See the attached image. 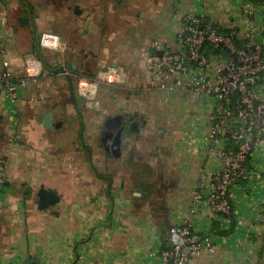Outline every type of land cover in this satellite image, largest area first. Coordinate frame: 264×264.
Wrapping results in <instances>:
<instances>
[{
    "label": "crops",
    "instance_id": "crops-1",
    "mask_svg": "<svg viewBox=\"0 0 264 264\" xmlns=\"http://www.w3.org/2000/svg\"><path fill=\"white\" fill-rule=\"evenodd\" d=\"M194 0H0L6 58L15 77L28 58L44 77L30 79L14 103L0 97V156H7V188L0 194L2 264H158L156 254L173 227L189 215L199 168H214L204 136L209 107L191 115L186 91L148 87L146 56L155 38L171 40ZM26 18L21 24L18 18ZM43 32L63 49H41ZM125 70L121 84L100 83L97 108L79 94L78 75L107 66ZM2 70L0 61V72ZM73 77V78H71ZM51 112L54 129L43 125ZM136 122L106 126L114 116ZM248 180L232 187V217L200 206L195 227L218 240L188 264H264V137L247 164ZM40 186L59 201L38 207Z\"/></svg>",
    "mask_w": 264,
    "mask_h": 264
},
{
    "label": "built area",
    "instance_id": "built-area-1",
    "mask_svg": "<svg viewBox=\"0 0 264 264\" xmlns=\"http://www.w3.org/2000/svg\"><path fill=\"white\" fill-rule=\"evenodd\" d=\"M194 2L193 10L181 16L174 38L151 40L146 56L148 87L163 93L186 91L190 99L209 107L204 149L206 158L215 159L217 165L199 168L189 215L164 239L156 254L158 264H188L202 252L218 249L216 237L198 230L193 218L200 206H207L228 230L232 187L250 178L246 164L264 137V0H229L227 14L218 0ZM5 22L0 15V97L10 104L30 79L47 72L37 59L28 58L23 75L12 74L2 31ZM38 43L41 49H63L60 36L53 32L41 33ZM124 78L125 70L111 65L92 78L79 74L77 88L86 103L97 108L98 84H121ZM10 149L0 156V194L7 188ZM257 222L264 225V208Z\"/></svg>",
    "mask_w": 264,
    "mask_h": 264
},
{
    "label": "water",
    "instance_id": "water-1",
    "mask_svg": "<svg viewBox=\"0 0 264 264\" xmlns=\"http://www.w3.org/2000/svg\"><path fill=\"white\" fill-rule=\"evenodd\" d=\"M262 1V0H257ZM18 21L23 24L26 22V18L20 16L18 18ZM106 126H110L112 128H116L121 124V127L116 131L114 134V140H116V144L119 143L122 133L126 129V126L128 125L129 129H133V126H135L136 122L133 121V118L130 116L128 119H124L122 116H114L109 119L106 122ZM43 125L47 128L54 129L55 126H58L53 122V117L51 112H47L44 116ZM37 197H38V207L39 209L46 210L49 208V206L55 205L59 201V197L55 190L47 189L44 186H40L39 190L37 191Z\"/></svg>",
    "mask_w": 264,
    "mask_h": 264
},
{
    "label": "rangeland",
    "instance_id": "rangeland-1",
    "mask_svg": "<svg viewBox=\"0 0 264 264\" xmlns=\"http://www.w3.org/2000/svg\"><path fill=\"white\" fill-rule=\"evenodd\" d=\"M213 1V0H212ZM229 0H218V5L220 7V9L222 11H224L226 14H227V10L231 9L230 7L226 6V3L228 2ZM178 31V30H177ZM177 33V32H176ZM174 38V37H173ZM187 101L186 102V105H188L189 109H190V112H191V115H196V113H198V109L196 106H194L196 103L199 104V99L198 100H192L190 99L189 97H187Z\"/></svg>",
    "mask_w": 264,
    "mask_h": 264
},
{
    "label": "trees",
    "instance_id": "trees-1",
    "mask_svg": "<svg viewBox=\"0 0 264 264\" xmlns=\"http://www.w3.org/2000/svg\"><path fill=\"white\" fill-rule=\"evenodd\" d=\"M80 75H82V74H80ZM88 77H90V76H88ZM71 78H73V77H71Z\"/></svg>",
    "mask_w": 264,
    "mask_h": 264
}]
</instances>
